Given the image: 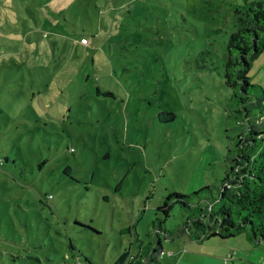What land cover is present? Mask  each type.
I'll use <instances>...</instances> for the list:
<instances>
[{
	"label": "rangeland",
	"instance_id": "374dc122",
	"mask_svg": "<svg viewBox=\"0 0 264 264\" xmlns=\"http://www.w3.org/2000/svg\"><path fill=\"white\" fill-rule=\"evenodd\" d=\"M243 1L0 0V264H113L156 244L155 218L183 224L180 203L158 209L169 193L221 183ZM251 61L264 89V50ZM187 233L162 264H264V240Z\"/></svg>",
	"mask_w": 264,
	"mask_h": 264
},
{
	"label": "trees",
	"instance_id": "16d2710c",
	"mask_svg": "<svg viewBox=\"0 0 264 264\" xmlns=\"http://www.w3.org/2000/svg\"><path fill=\"white\" fill-rule=\"evenodd\" d=\"M232 6L236 28L227 32L223 76L226 86L232 89L229 116L237 120L241 131L235 149L225 157L226 174L218 185L207 184L192 193L176 190L169 193L158 209L166 217L172 205L180 203L189 211L183 224L178 229H166L164 218H155L152 228L157 236L156 244L147 241L137 254L125 251L113 264H162L158 254L163 242H175L183 232H188L184 238L193 241L212 236L229 238L241 233L250 242L264 240V89L261 84L252 83L248 75L251 60L264 50V0H244ZM82 39L88 40L84 36ZM103 92L113 94L111 90ZM167 114H171L170 119L175 117L172 112ZM64 171L71 175L68 167ZM202 192L210 195L201 198ZM193 196L199 198L196 204L191 203ZM71 247L76 246L71 244Z\"/></svg>",
	"mask_w": 264,
	"mask_h": 264
},
{
	"label": "built area",
	"instance_id": "2783aa9c",
	"mask_svg": "<svg viewBox=\"0 0 264 264\" xmlns=\"http://www.w3.org/2000/svg\"><path fill=\"white\" fill-rule=\"evenodd\" d=\"M84 41H86V39H84ZM236 254H230L228 259H233L235 257Z\"/></svg>",
	"mask_w": 264,
	"mask_h": 264
}]
</instances>
